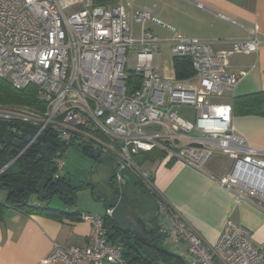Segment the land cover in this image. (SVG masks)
<instances>
[{"label":"built area","instance_id":"2783aa9c","mask_svg":"<svg viewBox=\"0 0 264 264\" xmlns=\"http://www.w3.org/2000/svg\"><path fill=\"white\" fill-rule=\"evenodd\" d=\"M133 21L143 26L138 38L132 35ZM147 22L173 33L172 54L190 58L193 75L169 79L157 73L152 55L161 39L145 27ZM212 43L180 35L147 7L131 13L94 0H0V78L18 89L34 85L42 102L40 109L0 104V122L13 133L23 135L26 126L34 132L0 173L41 134L49 138L53 133L61 142L115 160L118 171L133 173L138 185L157 198L159 233L187 263L264 264V241L254 244L251 231L230 219L218 240L207 243L155 189L152 172L135 160L158 150L167 162L204 171L215 151L231 153L232 168L218 183L264 210V151L234 131L233 106L220 99L239 79L227 71L228 58L257 52L262 41L252 33L233 40L231 49L213 51ZM133 51L138 63L128 70ZM181 107L193 109L195 120L180 116L175 108ZM56 166L64 167L60 157ZM111 214V208L102 215L80 212L91 224L90 244L55 243L45 261L128 264L123 245L108 237L106 217ZM181 244L186 251L179 250Z\"/></svg>","mask_w":264,"mask_h":264},{"label":"crops","instance_id":"0c3cea01","mask_svg":"<svg viewBox=\"0 0 264 264\" xmlns=\"http://www.w3.org/2000/svg\"><path fill=\"white\" fill-rule=\"evenodd\" d=\"M110 6H122L131 13L139 8H150L158 17L174 25L180 35L212 40L213 51L231 49L233 40L256 33L262 41L257 52L234 53L228 58L227 71L235 73L239 79L220 99L233 106L234 131L247 145L264 151V114L246 110L253 102L246 97L264 91V0H115ZM133 27L138 29L137 33ZM145 27L161 39L153 49V55L157 54V73L164 78H176L170 44L173 33L152 22H147ZM142 28L133 21L134 38L141 35ZM138 156L137 162L152 172L155 189L207 243L218 240L228 219L250 230L254 244L264 241V210L251 201L239 200L218 183V179L232 168L231 153L215 151L204 171L181 162H167L158 150ZM94 197L95 201L87 198L82 204L71 207L69 212L104 214L106 202L100 194ZM7 199V191L0 189V264H62L45 261L55 243L81 247L90 244L91 224L79 214H67L61 219L30 214L10 205ZM54 200L52 207L65 209L60 199L53 204ZM98 202H103L104 212H100L103 205ZM154 225L157 226V219ZM163 241L169 240L164 237L160 243L175 253L170 241L168 246ZM178 248L187 249L183 244Z\"/></svg>","mask_w":264,"mask_h":264},{"label":"trees","instance_id":"16d2710c","mask_svg":"<svg viewBox=\"0 0 264 264\" xmlns=\"http://www.w3.org/2000/svg\"><path fill=\"white\" fill-rule=\"evenodd\" d=\"M94 1L98 4L110 5L115 0ZM175 72L178 78L193 75L192 60L175 58ZM246 98L253 101L246 108L247 111L264 114V91ZM0 104L25 105L38 109L42 107L34 85L18 89L9 80L3 78H0ZM33 133L26 126L23 129V135L19 136L13 133L6 123L0 122V170L12 160L11 151L15 147V141L20 140L19 147H22L25 137ZM66 145L70 144L60 142L48 151L47 156H43L41 144H34L0 173V189L7 191V200L10 205L30 214H44L56 219H61L67 214H79L78 210L69 212L70 208L76 205L77 187L72 184L68 176L57 174L56 153L59 150L63 153V147ZM76 146L89 155L90 149L85 146ZM32 196L36 197V203L30 201ZM55 197L64 203L65 209L51 206ZM106 225L109 228L108 237L112 242L118 243L119 239L124 240V246L128 249V253L124 256L128 264H189L179 255L162 246L160 242L163 236L159 233L157 226L154 241L150 244L147 240L139 238L133 231H122L112 217H106ZM131 238L139 240L141 247L135 248L133 242L129 240Z\"/></svg>","mask_w":264,"mask_h":264},{"label":"water","instance_id":"95a60500","mask_svg":"<svg viewBox=\"0 0 264 264\" xmlns=\"http://www.w3.org/2000/svg\"><path fill=\"white\" fill-rule=\"evenodd\" d=\"M49 135L51 137L55 136L53 133ZM44 138L45 133L39 136L36 144H41ZM24 140L28 142L31 140V137L26 136ZM19 145L20 140L15 141V147L17 148ZM51 147L52 145L50 143L42 144L41 154L47 156ZM16 148L11 151L13 156L17 152ZM61 155L62 151H57L56 156L61 157ZM89 156L114 170V174L110 178L111 181L118 177L117 174L120 176V179L117 178L119 186L113 185L111 188V203L108 204L107 201H105L106 209H112L111 217L114 222L122 231H133L139 238L147 240L150 244L153 243L155 237L154 224L159 215V205L156 196L149 191L142 190L138 185L137 177L128 169H120L118 171V164L115 160L94 150L90 151ZM149 224L151 227L148 226ZM129 240L133 242L132 244L135 248L141 247L139 240L134 238ZM162 240H164V237ZM119 243L123 245L124 254H127L128 249L124 246V240L119 239Z\"/></svg>","mask_w":264,"mask_h":264},{"label":"rangeland","instance_id":"374dc122","mask_svg":"<svg viewBox=\"0 0 264 264\" xmlns=\"http://www.w3.org/2000/svg\"><path fill=\"white\" fill-rule=\"evenodd\" d=\"M134 28V33H137V28ZM138 63V55L136 51L132 52V55L128 58V70L131 67H135ZM153 63L156 66L157 64V54L153 55ZM196 85H199V81H195ZM177 113L185 118L190 120H195V111L193 109L186 108H175ZM147 129V128H146ZM64 161V167L62 169L57 170V174L66 175L71 179V182L74 186L77 187V198L76 204L80 205L84 202L85 199L91 198L95 201L94 194L98 196L99 194L102 196V200L107 201V203H111V188L112 186H119V181L116 178L110 180L112 175L114 174V170L105 165L104 163H99L97 160L90 157L87 153L83 152L76 145L70 144L63 147V153L60 157ZM139 156H135V160H138ZM94 191V194H92ZM59 198L55 197L53 204ZM31 202L37 201L35 196H32L30 199ZM93 201V202H94ZM103 201V202H104ZM103 202H98L102 203ZM96 203V202H94ZM104 205L100 212H104ZM105 213V212H104ZM169 241H163V244H167Z\"/></svg>","mask_w":264,"mask_h":264},{"label":"flooded vegetation","instance_id":"af4514ba","mask_svg":"<svg viewBox=\"0 0 264 264\" xmlns=\"http://www.w3.org/2000/svg\"><path fill=\"white\" fill-rule=\"evenodd\" d=\"M61 141H60V139L57 137V136H54V137H45L44 139H43V141L41 142V145L42 144H46V143H50L51 145H52V147L51 148H53V146H57V145H59V143H60ZM20 146V145H19ZM19 146L16 148V147H14V148H16L17 150H18V148H19ZM50 148V149H51ZM49 149V150H50ZM140 187V186H139ZM141 188V187H140ZM142 190H144L143 188H141ZM138 247V246H137Z\"/></svg>","mask_w":264,"mask_h":264}]
</instances>
